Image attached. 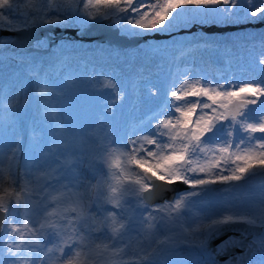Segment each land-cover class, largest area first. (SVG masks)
Masks as SVG:
<instances>
[{"label":"snow or ice","instance_id":"1","mask_svg":"<svg viewBox=\"0 0 264 264\" xmlns=\"http://www.w3.org/2000/svg\"><path fill=\"white\" fill-rule=\"evenodd\" d=\"M257 24L264 25V0H0V32L46 33L0 37V54L25 40L67 47L97 29L125 42L171 37L174 44L207 45L204 36L175 37L247 32ZM260 36L255 74L210 79L177 71L162 92L149 87L148 95L163 101L123 138L105 132L77 140L61 129L65 138L45 160L23 166L17 146L0 147V264H217L213 253L242 246L248 235L264 250V194L207 199L215 185L228 192L264 177ZM89 83L108 90L113 104L124 98L114 78L97 73ZM36 95L49 100L53 90L40 81ZM25 103L0 90V123L14 122ZM228 232H239L241 241L229 235L210 249ZM182 245L188 257L179 254ZM195 253L201 258L193 260Z\"/></svg>","mask_w":264,"mask_h":264},{"label":"trees","instance_id":"2","mask_svg":"<svg viewBox=\"0 0 264 264\" xmlns=\"http://www.w3.org/2000/svg\"><path fill=\"white\" fill-rule=\"evenodd\" d=\"M59 43L46 57L23 54L16 56L13 62L0 64V69L8 67L11 70L4 76L0 73V90H7L13 97L19 96L22 100L26 98L24 106L15 110L14 122L7 123L6 126L10 123L9 131L2 133L5 136L3 140H7V146L18 147L21 161L26 159L25 156L31 149L29 145L31 142L40 146L47 135L49 138L54 135V125L49 128L47 124L44 129L41 128L40 117H44L50 123L54 118L68 115L70 110L84 105L87 100L84 93L76 96L63 94L58 100H54L52 96L53 99L47 101L46 104L53 106L59 104L60 110L54 115L44 114L42 106H45V100L36 95L40 81H46L48 85L54 87L66 78L73 77L86 81L87 78L90 79L97 73H101L119 82L121 89L127 93L124 100L131 101V108L136 109L137 105L150 103L148 99H142V95L149 87H163L162 84L153 81L159 80L162 83L161 76H167L168 71L161 62L163 56L159 53V47H155L149 41L133 49L121 51H114L104 44L77 41L74 45L70 44L62 48L58 46ZM89 84L84 87L85 90L94 93L97 88L89 87ZM85 94L87 96L86 92ZM32 99L34 102L30 106ZM137 114L140 115L139 112ZM119 136H121L120 133ZM17 139L18 145L16 144Z\"/></svg>","mask_w":264,"mask_h":264},{"label":"rangeland","instance_id":"3","mask_svg":"<svg viewBox=\"0 0 264 264\" xmlns=\"http://www.w3.org/2000/svg\"><path fill=\"white\" fill-rule=\"evenodd\" d=\"M260 33L261 32H258L257 30H248L247 32L238 31L230 36L236 39L247 38L250 36L259 39L261 38ZM194 36L200 35L195 33H181L179 35H176L175 40L192 41ZM209 38H213V36H209ZM164 40L165 41L161 42V40L149 39L150 44H153L157 48L159 47V53L163 56V59H161L160 57L161 62L168 71L166 72L167 76H161L162 83L159 80L153 81L154 83H160L163 85V87H157L161 89V92L163 91L164 86L168 83L171 74L177 71H183L185 68H187L194 73H204L209 77V73H211L212 71L210 65L215 64L217 66V64H224L225 62L231 63V56L236 52V49L232 48L231 50L224 51V57H219L217 54H214L212 52L213 49L211 47L209 48V50L205 47L203 48L201 46L195 45H175L171 37ZM163 45L165 46V48H161V46ZM8 72H11L8 67H3L0 69V73L3 76ZM87 81H90V79L87 78L86 81H83L70 77L69 79L66 78L65 80L61 81L58 86L55 85L53 87L52 85H49L53 90L52 96L54 100H58L59 97L61 99L63 94L76 96L77 94L82 93H84V97L85 99L87 98V100L84 105L78 107L77 109L70 110V113L68 115H61L60 117L54 119H52L53 117H51L52 122L50 123L46 121L44 117H40L39 125L41 126V128L44 129L47 124H49V128L54 125V135L50 138L47 135L44 143H42V145L40 146L37 143L31 142V144H29L31 146V149L25 156L26 159L24 161H21L19 159V163L21 166H23L26 162L31 163L33 160H45L47 158L46 154L49 152V150L54 148L57 143L65 138L60 131L61 129L68 130V132H70L73 136L77 137V140L80 137L88 138L91 135H102L105 132L110 137L123 138L126 133L130 132L135 125L139 124L142 121L146 122L152 115L151 110L155 109L156 105L161 103L164 99L163 95H160L158 97H150L147 90L145 94L142 95V99H148L150 103L143 104L142 106L137 105L136 109H132L131 101L124 100L125 94H127L125 93L124 89H122L124 93L123 100L116 101L115 104H113L114 97L109 94L108 90L97 89L94 93L85 90L84 87L89 83ZM89 87L96 89V87H93L92 84H89ZM85 92L87 93V96ZM53 98L51 97L49 100L51 101ZM49 100H45V106H42V112L47 115L54 113L56 114L60 110L59 104H57L56 106L48 105L46 104V102ZM33 102L34 99H32V101L30 102V106H32ZM88 106L90 109L87 108ZM108 107H111L112 111H106ZM138 112L140 115L137 114ZM11 121V119H5L3 123H0V147L6 148L7 146V140H3L5 136L2 133L9 131L10 123L8 124V126L6 125ZM101 124L103 125V128H101ZM119 133L121 134V136H119ZM16 144L18 145V139L16 141ZM222 193L223 195L221 198H217L214 195H208L207 199L212 201L213 203H216L224 198H235V192H233L232 190L228 192L222 191ZM187 247L188 246L182 245L180 249H178L181 256H189V252L186 250ZM191 258L195 260L200 259L201 257H199L198 253H195L191 256Z\"/></svg>","mask_w":264,"mask_h":264},{"label":"flooded vegetation","instance_id":"4","mask_svg":"<svg viewBox=\"0 0 264 264\" xmlns=\"http://www.w3.org/2000/svg\"><path fill=\"white\" fill-rule=\"evenodd\" d=\"M248 30H257L258 32H264V27H248ZM235 31H227L225 33H195L200 36H204L206 40L211 41L205 45L201 42L199 45L192 44L193 46H201L209 49L210 47L213 49L212 52L217 54L219 57H224V51L231 50L232 48L236 49V52L231 56V63L225 62L224 64H215L210 65L211 73H209V78L221 79L225 76L231 77L232 75H236L238 77H246L249 73L255 74L257 69L253 66L256 52L259 51V43L261 38L256 39L253 36L236 39L231 37L230 35L238 32ZM187 34V33H183ZM209 36H213V38H209ZM165 41L164 39L161 42ZM179 45V44H175ZM188 45V44H187ZM253 45L257 47L254 49ZM210 50V49H209ZM227 188L226 185L221 186L220 188H216V191L209 192L208 195H214L217 198H221L224 189ZM235 192V198L245 199V198H259L262 194H264V177H254L247 184L232 190ZM254 236L251 238V242L248 244L254 246V250L261 249L259 243H255L253 245ZM247 264H264V251L260 253H253L250 255Z\"/></svg>","mask_w":264,"mask_h":264},{"label":"water","instance_id":"5","mask_svg":"<svg viewBox=\"0 0 264 264\" xmlns=\"http://www.w3.org/2000/svg\"><path fill=\"white\" fill-rule=\"evenodd\" d=\"M250 27H264V25H251ZM227 31H233L232 29L225 30V31H219V30H214L206 33H225ZM46 33L44 32H38V33H12V32H7L3 31L0 32V37H10V38H15V37H30V36H43ZM56 35H59V30H57ZM67 35V34H65ZM169 37H161L155 40H160V39H166ZM149 40V39H148ZM148 40H143L141 39L139 42L132 41L129 39L127 42L122 41L119 39L115 34L112 32H109L104 29H97L93 30L89 36L85 37L82 40H79L78 42L82 43H96V44H104L110 48H112L114 51H121V50H130L133 49L140 44H143L147 42ZM59 41L54 42L51 46L48 47H42V48H37L34 46V40H25L23 45L17 46V45H8L3 49L2 54H0V64H7L9 62H12L15 60V57L21 54H34L36 56L40 57H45L48 56L49 54L52 53L53 47L58 43ZM223 185H215L214 188H220ZM183 187V186H179ZM171 196V193H168L165 198H168ZM243 227V226H240ZM235 236L237 241H241V235L239 232H228L225 233L224 236L218 237L217 239L213 240L210 244V249L216 248L223 239H226L227 236ZM252 235H248L242 240V246H234L231 247L226 253L216 255L213 253V256L215 257V260L217 264H225V261L230 260L232 257H239V261L237 264H247L248 259L251 254L257 252L260 253L264 250L258 249L254 250V246L249 247L248 244L251 242ZM254 245V244H253Z\"/></svg>","mask_w":264,"mask_h":264}]
</instances>
